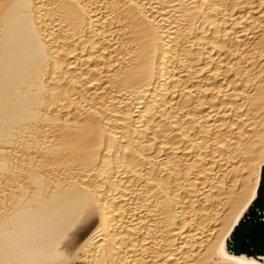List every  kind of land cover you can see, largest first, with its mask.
Instances as JSON below:
<instances>
[{
  "label": "bare ground",
  "instance_id": "obj_1",
  "mask_svg": "<svg viewBox=\"0 0 264 264\" xmlns=\"http://www.w3.org/2000/svg\"><path fill=\"white\" fill-rule=\"evenodd\" d=\"M0 264H264V0H0Z\"/></svg>",
  "mask_w": 264,
  "mask_h": 264
},
{
  "label": "rangeland",
  "instance_id": "obj_2",
  "mask_svg": "<svg viewBox=\"0 0 264 264\" xmlns=\"http://www.w3.org/2000/svg\"><path fill=\"white\" fill-rule=\"evenodd\" d=\"M255 230H256V229H254V228H253V229H251V233H252V232H254ZM236 246H237V245H236Z\"/></svg>",
  "mask_w": 264,
  "mask_h": 264
}]
</instances>
